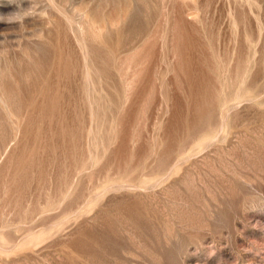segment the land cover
<instances>
[{"label": "rangeland", "instance_id": "rangeland-1", "mask_svg": "<svg viewBox=\"0 0 264 264\" xmlns=\"http://www.w3.org/2000/svg\"><path fill=\"white\" fill-rule=\"evenodd\" d=\"M0 264H264V0H0Z\"/></svg>", "mask_w": 264, "mask_h": 264}]
</instances>
